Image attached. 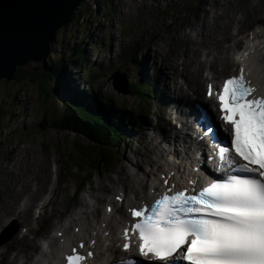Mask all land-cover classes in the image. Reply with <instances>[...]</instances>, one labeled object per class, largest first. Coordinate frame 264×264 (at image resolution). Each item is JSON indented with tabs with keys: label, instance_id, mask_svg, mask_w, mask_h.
I'll return each instance as SVG.
<instances>
[{
	"label": "rangeland",
	"instance_id": "rangeland-1",
	"mask_svg": "<svg viewBox=\"0 0 264 264\" xmlns=\"http://www.w3.org/2000/svg\"><path fill=\"white\" fill-rule=\"evenodd\" d=\"M164 1L114 0L113 9L103 0H84L77 5L78 13L73 20L68 26L58 28L57 41L51 45L50 53L55 57H64L67 61L78 58L77 62L82 65V70L73 63L66 64V81L61 82L57 92L49 96L48 100L40 93L39 86L30 83L27 78L22 82L14 78L0 80V211L2 209L9 215L8 218L5 215L0 217L3 221L0 223V250L3 252L0 264H10L8 260L26 243L35 241L39 246V241L44 236H59L54 230L56 222L63 220L80 203L86 191L91 189L93 194H98L99 201H103L108 195L112 198L115 192L108 179L113 178L115 172L131 170V161L141 160V153L149 150L151 141H159L164 145L159 134L173 130L169 115L171 106L165 104V101L167 103L170 98L176 97L174 78L180 84L184 82L180 78L183 77L181 72L189 76L195 74V66H190L185 61L186 65L182 68L178 56L183 48V39L186 46V36L192 39L196 37V44H190L191 52L193 56L205 61L212 59L214 52L209 51L204 42L215 37V44L211 42V46L217 49L218 55L213 58V64L216 59L227 54L225 46L229 44L227 42L231 37H222L223 31L231 28L234 37L238 39L239 48L244 43L243 36L257 25L262 35L260 50L264 53V0ZM155 3L159 6L155 7ZM165 5L166 10L163 9ZM94 12H101L105 19L103 17L96 20ZM236 17H239L238 22ZM85 43L89 44L84 46ZM76 45L80 46L81 51L74 50ZM230 50L229 54L232 53ZM36 65L38 64L33 63L25 69L29 71ZM226 65L228 69L232 66L234 71L237 67L229 62ZM225 69L223 74L230 73ZM114 72L122 74V77H115L119 90L112 84L111 75ZM167 76H172V80L168 81ZM133 82L142 87L153 82L155 87L149 88L146 95L130 93L128 85ZM204 83L202 80L203 88ZM121 84L127 85L126 93L122 92L125 87ZM182 85L186 87L187 82ZM80 87L99 100L111 102L107 107L113 123L115 117L116 120L124 117L125 122L133 123L129 131L121 130V121L118 123L124 133V141L115 149L105 170L100 166L98 154L93 156L92 144L81 135L38 127L42 118L45 117L48 123L55 115H60L65 108L64 101ZM165 94V98L161 100ZM116 105L120 106L122 113L116 110ZM149 156L151 158V154ZM22 181L24 190L21 193L41 192L42 197L40 195L36 203L50 197L48 189L56 186L52 202L43 212L34 213V208L32 209L31 218L27 220L30 223L27 227H31V231L15 219L17 214L14 216L7 213V208L14 206L15 200L10 191H14ZM26 182H29L27 186ZM20 208L19 205L17 209ZM100 208L102 209V203ZM32 216L38 219L32 221ZM23 234L25 235L22 236ZM17 259L15 264H22L23 260L20 262ZM34 259L35 257L30 258L31 264Z\"/></svg>",
	"mask_w": 264,
	"mask_h": 264
},
{
	"label": "snow or ice",
	"instance_id": "snow-or-ice-1",
	"mask_svg": "<svg viewBox=\"0 0 264 264\" xmlns=\"http://www.w3.org/2000/svg\"><path fill=\"white\" fill-rule=\"evenodd\" d=\"M256 91L243 66L219 91L209 85V96L215 94L219 103L217 118L231 126L224 129L230 142L223 144L214 138L213 125L206 128L218 149L216 171L226 172L225 179L195 194L168 189L152 204L130 208L125 251L132 249L131 233L139 240L138 255L158 264H264V96ZM84 259L75 248L65 257L66 264Z\"/></svg>",
	"mask_w": 264,
	"mask_h": 264
},
{
	"label": "bare ground",
	"instance_id": "bare-ground-1",
	"mask_svg": "<svg viewBox=\"0 0 264 264\" xmlns=\"http://www.w3.org/2000/svg\"><path fill=\"white\" fill-rule=\"evenodd\" d=\"M155 5L157 4L155 3ZM103 17L104 16L97 14L95 19L97 20L98 18H100L101 20ZM225 29L227 28L225 27ZM224 36L230 37V35L227 34H224ZM260 37H262V35H260L259 30L256 27L251 33L244 35V45L240 48H237V44L239 42L235 40V37L232 34V40L229 41L230 43L229 45H227V47L229 48L231 45L233 46L232 54L231 56H229V53H227L221 62H225L227 64L228 61H232L233 63L236 62L237 64L243 66L244 68H246L248 74L254 79V81L259 79L260 86H262L264 89V53L260 50ZM186 39V51L189 52H186L187 54L184 53L185 60H182V62L186 61L187 63L188 61V64L190 66H195L197 68L198 74L196 78L198 79L200 78V70L202 68L201 65L202 63H204L205 68H208V71H206V79L208 81L209 76H212L209 73V63L211 60L205 61V59L203 60L199 57L197 58L193 56L194 54L193 52H191L192 46H190L189 42L190 37H186ZM217 41L219 42V40ZM130 42L132 43V41ZM194 42L195 40L193 41V43ZM213 43L215 44V42ZM192 50L194 51V48ZM216 51L217 49L211 46V52H214L212 58L218 55V52L216 53ZM226 76L228 75H223L221 76V78H224ZM171 77L167 76V80L171 81ZM196 78H191L190 82L192 84V87L189 88L190 90H193V88L198 85V80ZM154 87L155 83L152 82L151 88ZM175 90L176 91L174 92L176 93V97L174 99H171L168 105L176 111L175 114L179 115L181 117V120L183 121L189 111V93L187 92V90L183 89L181 85L178 84L175 85ZM165 96L166 94L161 97V100H163ZM173 115L174 113L170 114L171 117ZM159 137H161V142H163L164 145H162L159 141H151V144H149L148 146L149 150H145V153H141L140 157L142 159L131 161V170H128V172L126 170V172L124 173L115 172L114 177L111 179H108L107 177L108 181L111 182L109 184L111 185L112 191L115 192L113 193L112 198H110V195H108L107 198L105 197L103 201H99L98 194H93L91 189L86 191L84 198L81 199L80 203L74 209H72L63 220H58L56 222L54 230L56 232L62 230V234L59 237L53 234H49L50 236L47 235L46 237L44 236L39 241V246L35 241L26 243L23 248L17 249L13 258L11 260H8L9 263L15 264V260L18 261L17 258H19L20 262H22L23 260L22 264H31V262L29 261L30 258L35 257L34 263L32 264H52L58 260L62 253L67 252V250L70 248V245H73L76 241L86 236L89 237V240L93 237L96 239L94 255L90 259V262H92L93 264L106 263L113 256L114 259H118L120 256H125L126 252L121 251V245L119 244L117 246V242L119 240L118 230L121 226L120 221L123 220L127 215L126 207L138 204L139 201L143 198H150L148 196V193L157 185V179L155 178L156 172H159L160 175L164 171V169L168 168L169 166L171 168L178 167L179 172L181 170L183 174L191 170L192 163L189 166H186L188 160L191 159L190 154H192L193 152L191 148L192 144L189 142L188 137L185 136L182 131L178 130L171 131V133L168 134H164L163 132L159 134ZM149 154H151V158H149ZM196 157L197 156H194L193 159H195ZM222 173L226 174V172ZM33 174H35V172H33ZM28 183L29 182H26L25 185L27 186ZM39 185H41L40 181ZM99 187L101 188V186ZM55 189L56 186L48 189V193L50 194L51 198L48 197L43 202L36 203L41 195V192L21 193L24 190V182L22 181L19 185L16 186L15 189H13L14 191H10L15 200L13 201L14 206L7 208V213H11L14 216L17 214V218L15 217V219L19 220L21 224H24L22 226L27 227L28 225H30L27 220L31 218L32 209L34 208V213L36 211L38 213H40L41 211L43 212L46 209L47 205L52 202L51 199L53 198V195H55ZM42 190L43 187L41 186V191ZM120 192L123 194L121 203L114 200L115 195L119 194ZM0 197H2L1 193ZM100 203H102V209L100 208ZM107 204H112V211L109 214H106L105 211V207ZM19 205L21 206V208L17 209ZM1 206L2 203L0 202V207ZM0 212V217L1 215H5L4 217L8 218L9 215L6 214L5 211L1 209ZM7 218H5V220ZM37 219L38 217L32 216V221H36ZM2 222L3 221L0 220V223ZM75 226H78V231L74 230ZM27 228H29V231H31V227ZM106 230L107 234H105ZM24 235L25 234H23L22 236ZM32 239L35 240V238ZM1 250L0 255L2 256L3 252ZM24 259L26 260L24 261Z\"/></svg>",
	"mask_w": 264,
	"mask_h": 264
},
{
	"label": "trees",
	"instance_id": "trees-1",
	"mask_svg": "<svg viewBox=\"0 0 264 264\" xmlns=\"http://www.w3.org/2000/svg\"><path fill=\"white\" fill-rule=\"evenodd\" d=\"M103 1L107 3L108 7L113 9L112 5L114 0ZM78 7L74 9L69 22H71L74 15L78 13ZM107 10H109V8ZM94 14L97 15L95 12ZM98 14L102 15L101 12H98ZM68 24L66 26H68ZM77 49H80L79 45H76L74 48L76 51ZM66 61L67 60L64 57L59 58L50 54L49 62L46 66L36 65L29 71L25 68H17L14 80L22 82L27 78L30 83L39 86L40 93L44 95L45 100H48L49 96H52V94L57 92L61 82L66 81L64 68H66V64L69 65L70 63H73L74 60ZM77 66L82 69L79 64ZM148 84L149 87H142L140 84H136V82L130 83L128 91L130 93L136 92V94L139 95H146V92L151 88V83ZM110 103L111 102H108L105 99H97L96 96L88 93L86 89L82 90L81 88H77L74 90V94L68 100L64 101L65 108L62 113L60 115H55L50 121H48V123L43 116L44 118H42L38 127L44 130L51 128L57 131H71L76 135H81L85 140L92 144L93 156L98 154V157L100 158V166L105 170L107 167L106 164L111 160L115 149L120 147L121 142L124 141L125 136L121 130L129 131L133 126V123L130 124L125 122L124 117H121L120 120H116L117 117H115V123H113L107 107L110 106ZM116 110L121 112L120 106L116 105ZM54 113L55 112L53 111V115ZM118 114L122 115L120 113ZM118 123H120L121 130Z\"/></svg>",
	"mask_w": 264,
	"mask_h": 264
},
{
	"label": "water",
	"instance_id": "water-1",
	"mask_svg": "<svg viewBox=\"0 0 264 264\" xmlns=\"http://www.w3.org/2000/svg\"><path fill=\"white\" fill-rule=\"evenodd\" d=\"M82 1L0 0V80L14 78L17 68L47 64L58 28L69 23ZM119 75L122 77L119 72L111 75L117 89L115 77ZM123 88L126 93L127 85Z\"/></svg>",
	"mask_w": 264,
	"mask_h": 264
},
{
	"label": "clouds",
	"instance_id": "clouds-1",
	"mask_svg": "<svg viewBox=\"0 0 264 264\" xmlns=\"http://www.w3.org/2000/svg\"><path fill=\"white\" fill-rule=\"evenodd\" d=\"M106 21H107V19H106ZM77 33L79 34V30H78V28H77ZM86 44H89V43H85L84 46H85ZM85 50H86V49H84V52H85ZM77 60H78V58H77V59H74V61H77ZM48 62H49V59H48Z\"/></svg>",
	"mask_w": 264,
	"mask_h": 264
},
{
	"label": "flooded vegetation",
	"instance_id": "flooded-vegetation-1",
	"mask_svg": "<svg viewBox=\"0 0 264 264\" xmlns=\"http://www.w3.org/2000/svg\"><path fill=\"white\" fill-rule=\"evenodd\" d=\"M57 41V40H56Z\"/></svg>",
	"mask_w": 264,
	"mask_h": 264
}]
</instances>
